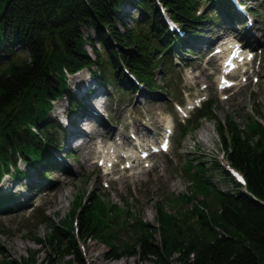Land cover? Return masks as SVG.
Segmentation results:
<instances>
[{
	"label": "trees",
	"instance_id": "16d2710c",
	"mask_svg": "<svg viewBox=\"0 0 264 264\" xmlns=\"http://www.w3.org/2000/svg\"><path fill=\"white\" fill-rule=\"evenodd\" d=\"M158 1L173 20L188 30L189 38L201 31L205 21L216 20L208 18L211 9L231 8L228 0ZM204 1L210 3L209 11L197 14ZM123 5H133L136 10L129 24L123 22V16L129 13L120 15ZM83 27L93 34L85 36ZM188 40L178 39L175 44L156 0H0V175L11 167L16 174L25 175L26 171L17 167L20 158L43 178L44 167L55 164L54 159L47 161L45 148H55V128H61L58 121L48 120L52 102L65 98L68 112H77L81 105L67 85V73L87 68L100 83L114 82L119 90L127 91L125 67L147 88L155 90L162 87L154 80L157 67L164 65L160 74L165 80L174 67L168 54L177 47L182 49ZM22 50L27 51L24 57L20 56ZM213 103L205 104L185 128H180L179 138L196 127L201 118H214L228 162L245 179L244 189L216 159H212L213 168L233 184V191L213 184L204 162H196L195 167L188 159L187 171L197 182L196 191L202 196L198 202L204 209L190 200L196 194L191 198L178 194L170 201H186L192 209L172 218L157 201L158 239L153 236L151 224L140 219L129 225V217H122L121 224L115 219L109 227V210L99 194H92L83 205L75 203L80 207L77 231L71 224V207L63 218L51 222L43 238L35 236V242L49 247L55 260L67 257L76 264H86L78 240L84 243L90 239L108 246L107 256L114 259L127 255L150 264H264V125L250 115L243 124L246 129L231 115L218 120L212 113ZM254 109L260 113L259 107ZM10 200L0 194V206ZM41 217L44 213L38 212L36 218ZM124 232L126 239L119 242ZM0 254L3 264H18ZM23 264L34 263L30 257H23Z\"/></svg>",
	"mask_w": 264,
	"mask_h": 264
},
{
	"label": "rangeland",
	"instance_id": "374dc122",
	"mask_svg": "<svg viewBox=\"0 0 264 264\" xmlns=\"http://www.w3.org/2000/svg\"><path fill=\"white\" fill-rule=\"evenodd\" d=\"M244 1L251 7V9L249 8L253 18L251 27L246 30L242 27V24L232 26L221 19L227 17V13H230L231 17L233 16L238 21L233 12V9L235 10L234 2L229 1L232 7L226 10L224 16L216 13L220 16L218 23L215 25L203 23L205 27L198 31L195 37L189 38L185 49L190 51H183L184 55L181 53V56H183L181 60L173 55V62L176 66L169 68L171 73L166 75L165 80L161 79L160 72L154 75V80L162 86L161 88L153 90V87L149 89L143 82L127 76L130 80H124V88L127 91L124 89L119 90L114 82L107 84L101 82L106 86L103 87L97 76L93 75L87 68L77 73H69L67 77L69 88L76 96L81 92L85 93L80 98L81 105L77 107V113L87 108L88 100L94 99L91 92L86 94L88 82L92 85L91 91L93 93L95 89L103 91L102 96L95 99L96 102L93 104L95 115H88L81 124L79 122L76 124V129H81L89 135L85 139L75 137L71 141L72 145L68 146V149L64 148L67 141L66 130L73 128L66 127V124L70 125L69 120L76 113H70L71 115L62 113L68 107L65 98L52 102L48 120L58 121L61 128H55L57 141L54 144L55 148L52 147L50 151L47 150L49 153L47 161L57 159V162L51 167H44V171L48 174L47 178H43L39 173H36L35 167L29 163L25 161L18 163L19 170L26 171L28 180L32 177V183H39L38 191H41V193L29 194L25 190L24 180H18L16 184L17 175L13 171L4 173L0 180V185L3 188L0 194L6 192L7 189H10L11 192L16 191L13 201L22 203L19 206L17 205L10 213L0 214V253L3 252L4 258L14 260L18 264H23V257H30L34 264H76L75 262H69L67 257L55 260L56 257L49 247L38 245L34 238L35 236L43 238L47 229L50 228L51 222H57L63 218L68 214L71 207L74 210L71 224L74 230L77 231V213L80 207L76 206L78 204L75 203L79 201V204L82 202L81 205H83V202L88 201L92 194H99L100 199L106 205V209L109 210V227L115 219L119 220V224H121L124 220L122 217H125V219L129 217L126 220L129 225L134 224L136 219H140L151 224L155 230L153 236L158 239L157 231L159 230L160 221L158 220L157 201L162 203L163 212L172 216V218L173 215L178 216L179 212L183 213L185 210L192 209L191 203L186 201H180L179 203L170 201L172 196L178 194H184L189 198L196 194V198L194 199L195 196H193L190 200L194 202L197 208L202 207L204 209L198 202L202 196L196 191L197 182L194 181L193 175L190 176L187 171L188 159L193 160L195 167L196 162H204L205 167L208 169L206 174L209 175V180L221 190L233 191V184L228 180H224L219 170L212 166V159H216L220 165V161L225 165L227 164L222 157L223 155L226 157V154L220 144L214 118H201L198 125L187 130L182 138H179L176 129L171 138L169 151L150 155L152 156L151 159L146 162L148 166H144L142 163L124 170L121 168L123 164H115L110 169L111 173L107 174L108 168L104 169L103 164L99 165L93 160L97 159L98 154L103 156L104 150H108L107 147H100V144H108V140H121V145L129 147L128 143L131 140L128 134L129 131H133L142 138H153L163 133V126L167 122L176 125L181 117L175 113V103H180L178 101L187 98L188 95L194 97L198 95L200 100L207 97L211 98L214 102L212 113L216 115L218 120H224L226 116L231 115L245 129L246 127L243 124L247 121V115L263 119L264 80L262 81L261 78L264 73V0ZM156 3L158 9L163 10L162 7L164 6L158 0H156ZM202 4L207 8V11L211 7L209 2L204 1ZM207 11L201 14H206ZM123 12L129 13L128 16H123V22L125 24L133 22L132 16L136 15L135 7L133 5L130 7L123 5L120 8V15ZM210 16L208 15V18ZM177 24L179 31L185 30L179 23ZM119 27L122 26L119 25ZM82 30L85 36L93 34V31L87 27H83ZM215 30L218 34L214 33ZM167 31L177 42L178 39H181L179 37L180 32H177V30L168 28ZM187 31L184 34H188ZM228 33L239 38L249 37L251 43L263 42V46L257 51V56L260 55V58L252 66H247V72L244 75L239 74L237 76L236 82L238 84L230 91L232 95L225 98L228 94L222 95L218 92L217 74H211V71L215 70L216 62H207L208 58L203 57L206 54L205 52L214 45L217 36H227ZM205 38H210V44L195 47L196 43ZM16 47H19V44ZM86 49L91 54L89 46ZM159 53H156L155 59H157ZM177 53H179V50H177ZM26 55L27 51H20V56L24 57ZM1 60L6 61L5 58ZM159 67L161 69L164 65L158 66L157 71ZM138 86H141L144 90L136 94ZM257 106L260 109L259 114L254 109ZM146 126L150 128L146 129ZM39 131L41 132V130ZM145 132L149 135L144 136L143 133ZM83 143L87 144V147H83ZM72 146L80 147L81 150L72 148ZM40 160L44 159L41 158ZM34 161L35 166H37L38 161ZM194 169L189 172L191 173ZM5 178H8L10 183L5 182ZM53 189L54 193L50 191ZM26 194H29V197L23 202L22 198ZM8 196L5 193V198ZM31 199H33L32 204L39 205L38 211L43 212L45 218L41 217L33 220L32 215L34 212L31 213L29 207ZM2 211L5 210H0V212ZM38 211L33 216H36ZM116 234L118 233L114 235ZM126 234L127 232L118 234L119 242L126 239ZM78 246L86 258V264H150L148 260H141L137 256L126 255L119 259L108 257V246L93 239L84 243L78 240ZM1 259L2 254H0V264H3ZM50 259H52V263H50Z\"/></svg>",
	"mask_w": 264,
	"mask_h": 264
},
{
	"label": "bare ground",
	"instance_id": "6f19581e",
	"mask_svg": "<svg viewBox=\"0 0 264 264\" xmlns=\"http://www.w3.org/2000/svg\"><path fill=\"white\" fill-rule=\"evenodd\" d=\"M228 1H231V0H228ZM239 1H241L242 5H243L244 12H248V11H250L249 6L247 5L246 1H244V0H239ZM249 27H250L249 25L246 26L247 29H248ZM214 33H215V34H218L217 30H215ZM180 38H181L182 40L185 39V38H188V39H189V36H188V34H183L182 36H180ZM209 41H210V38H209V39H206V38H205V39H201L199 43H196L197 45H196L195 47H198V46L203 47V45L208 44ZM209 44H210V43H209ZM226 44H227V42L223 43L224 46H225ZM219 56H220V55H214V56H213V60H214V62H216V61L218 60ZM216 63H217V65H216V67H215V71L217 72V71H219V65H218V62H216ZM259 75H260V71H259ZM261 80H262V81L264 80V73L262 74V78H261ZM99 87H100V86H99ZM86 90H87V93H90V92H91V94H93V98H94V99H92L91 101L88 100V103H87V106H86L87 108H85L84 111H82V112H80V113H76V114H74V115L70 118V120H69L70 125L66 124V127H69V128L73 127L72 129H68V130H66V134H67L66 146H67V147L72 145V144H71V141L76 137V134L74 133V130H76V124H77L78 122H79V124H81V123L85 120V118L88 117V115H91V114H92V111H93L94 108H95L94 105H93L94 102H96L95 99H98L100 96H102V93H103V91H102L101 89H95V91H94V93H93V92L91 91V90H92V85H91V83H89V82H88V84H87V86H86ZM143 90H144V89L141 88L140 90L137 91L136 94H139L140 91H143ZM97 95H98V96H97ZM98 101H99V100H98ZM96 104H97V103H96ZM62 113H63V114H64V113H67L68 115H71V114H70L71 112H68L67 109L63 110ZM167 126H169V125L166 124L165 127H167ZM146 127H147V129H148V126H146ZM143 135H149V134H147V133L145 132V133H143ZM138 153H139V152H138ZM133 156H134V155H133ZM133 156H130V157H133ZM4 181L7 182V183H10V181H9L8 178H5Z\"/></svg>",
	"mask_w": 264,
	"mask_h": 264
}]
</instances>
